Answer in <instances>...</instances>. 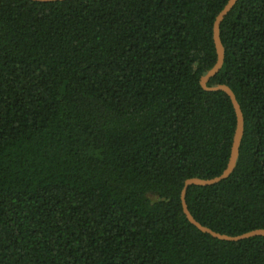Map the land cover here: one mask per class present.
Here are the masks:
<instances>
[{"label": "trees", "instance_id": "16d2710c", "mask_svg": "<svg viewBox=\"0 0 264 264\" xmlns=\"http://www.w3.org/2000/svg\"><path fill=\"white\" fill-rule=\"evenodd\" d=\"M228 0H0V264H264L184 216L185 180L226 168L235 114L201 88ZM244 117L229 178L191 186L201 225L264 229V0L220 26Z\"/></svg>", "mask_w": 264, "mask_h": 264}, {"label": "water", "instance_id": "95a60500", "mask_svg": "<svg viewBox=\"0 0 264 264\" xmlns=\"http://www.w3.org/2000/svg\"><path fill=\"white\" fill-rule=\"evenodd\" d=\"M30 1L51 3V2H61V1H69V0H30ZM237 1L238 0H228L225 6L223 7V9L215 17L212 27V39L216 53V62L213 68L209 70L205 75H203L199 80V84L203 90L208 92H223L229 98L235 114V119H236L235 130H234V135L232 139L227 165L224 171L217 177L211 179L190 178L185 180L180 192L181 209L187 221L201 233L207 234L214 239L220 241H226V242H239L253 237H264V229H255L238 236H228L225 234L217 233L211 230L210 228L201 225L198 221L195 220V218L192 216V214L188 209L186 203V193L188 188L191 186H199V187L213 186L229 178L236 167L237 160L239 157L240 145L244 135V117L240 105L236 99V96L233 93V91L225 84H219L214 87L207 86L209 80L213 78L221 70L223 66L224 58H225V50L220 38V26L223 20L225 19V17L228 15V13L233 9Z\"/></svg>", "mask_w": 264, "mask_h": 264}]
</instances>
